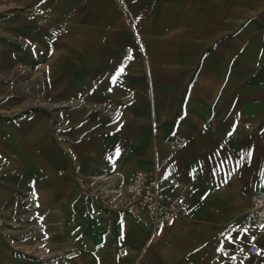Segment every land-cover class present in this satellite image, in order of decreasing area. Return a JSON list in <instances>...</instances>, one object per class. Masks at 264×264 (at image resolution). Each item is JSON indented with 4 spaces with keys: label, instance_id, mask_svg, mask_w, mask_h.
I'll return each instance as SVG.
<instances>
[{
    "label": "crops",
    "instance_id": "crops-1",
    "mask_svg": "<svg viewBox=\"0 0 264 264\" xmlns=\"http://www.w3.org/2000/svg\"><path fill=\"white\" fill-rule=\"evenodd\" d=\"M49 1L38 115L0 134V264H264L241 219L264 192V9L224 54L174 0ZM137 170L188 208L157 237Z\"/></svg>",
    "mask_w": 264,
    "mask_h": 264
},
{
    "label": "rangeland",
    "instance_id": "rangeland-1",
    "mask_svg": "<svg viewBox=\"0 0 264 264\" xmlns=\"http://www.w3.org/2000/svg\"><path fill=\"white\" fill-rule=\"evenodd\" d=\"M58 2L53 1L55 7ZM173 3L180 7L187 23H199L204 32L211 30L210 24L214 31L218 23L220 53L226 51L223 42L233 41L239 46L246 34L255 29L260 32L257 21L264 0H174ZM49 9V0H0V134L4 128L16 127L38 115V98H41L38 97V35L43 39V28L49 30L50 22L55 24L63 19L45 14ZM253 14L257 16L248 31L243 27L244 19L248 21Z\"/></svg>",
    "mask_w": 264,
    "mask_h": 264
},
{
    "label": "built area",
    "instance_id": "built-area-1",
    "mask_svg": "<svg viewBox=\"0 0 264 264\" xmlns=\"http://www.w3.org/2000/svg\"><path fill=\"white\" fill-rule=\"evenodd\" d=\"M130 51H125L130 56ZM124 192L130 204L144 213L152 237H157L163 231L188 214V208L182 197L171 196L164 192L158 178L143 170L135 171L124 187ZM243 224L256 232L264 231V192L255 194L250 200V207L242 217ZM239 254L246 257H256L259 247L252 239L248 247L235 246ZM118 256L124 255V249L117 250ZM231 264H242L239 256L230 260ZM37 264H58L56 259H43Z\"/></svg>",
    "mask_w": 264,
    "mask_h": 264
},
{
    "label": "snow or ice",
    "instance_id": "snow-or-ice-1",
    "mask_svg": "<svg viewBox=\"0 0 264 264\" xmlns=\"http://www.w3.org/2000/svg\"><path fill=\"white\" fill-rule=\"evenodd\" d=\"M121 71H123V70L121 69ZM229 242H231V241H229Z\"/></svg>",
    "mask_w": 264,
    "mask_h": 264
}]
</instances>
